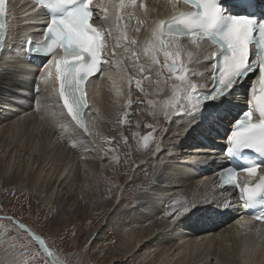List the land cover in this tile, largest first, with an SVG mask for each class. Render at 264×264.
Listing matches in <instances>:
<instances>
[{
    "label": "bare ground",
    "instance_id": "1",
    "mask_svg": "<svg viewBox=\"0 0 264 264\" xmlns=\"http://www.w3.org/2000/svg\"><path fill=\"white\" fill-rule=\"evenodd\" d=\"M101 2L103 7L96 8L95 23L101 32L104 62L100 72L89 80L83 128L70 120L59 102L55 91L59 80L51 65L45 73L47 82L37 83L45 71L43 65L50 59L30 61L22 56L23 40L38 39L44 12L23 0H10L6 5L7 51L0 61V175L15 177L19 159L26 154L22 159L26 164L18 177L28 181L34 194H44L49 200L60 197L61 210L71 209L76 199L66 186L70 179L71 186L80 182L79 186L101 206L106 196L101 188L103 176L111 179V157L116 155L110 154L106 143L118 142L108 132L118 130L120 114L130 104L128 125L121 133L118 131L121 136L126 141L137 139L143 125L135 123L143 118L145 125H154L155 137L151 134L143 139L146 148L142 152L137 142L129 144V160L134 161L131 165H136V174L130 175V161L124 156L119 164L126 191L136 193L132 201L142 210L118 223L121 227L116 241L124 251L119 259L111 261L134 263L137 258L139 264H264V227L241 217L246 211L240 207L238 191L228 196L229 189L219 187L216 180L220 169L216 153L223 148L216 143L223 142L221 138L227 137L233 117L250 104L259 73L237 81L223 98L230 101L227 108L206 118L209 107L221 100L191 111L192 96H188L184 84L195 83L200 88L209 84L211 45L174 38L175 43L168 46L173 38L156 28L168 16L181 13L183 6L176 8L171 0H123L122 5L121 0ZM155 139L158 152L149 164L150 153L146 152L154 150ZM56 150L62 154L59 164L50 162ZM32 154L38 155L34 162ZM142 170L147 172L146 177L136 185L132 180L139 179ZM151 183L154 185L148 191L137 189L139 185L146 189ZM98 189L97 194H92ZM186 206L190 207L177 217V210L182 212ZM126 209L124 203L115 216L117 220L126 214ZM8 217L0 211V219H9L29 235L17 218ZM146 221L144 227H132L133 223L142 225ZM99 227L90 233L91 238H97L102 224ZM33 240L52 264L62 263L46 243L41 247ZM11 259L0 254V264H12Z\"/></svg>",
    "mask_w": 264,
    "mask_h": 264
},
{
    "label": "snow or ice",
    "instance_id": "2",
    "mask_svg": "<svg viewBox=\"0 0 264 264\" xmlns=\"http://www.w3.org/2000/svg\"><path fill=\"white\" fill-rule=\"evenodd\" d=\"M39 3V0H37ZM91 0H48L46 7L49 9H63L59 15H53L44 30L46 40L41 47L32 48L28 51L44 52L45 55L51 54L57 46L63 49V56L52 55L51 59L43 65L44 72L39 75V82H47L46 72L49 66L55 63L57 79L61 81L60 98L63 107L67 109V114L72 120L83 128L81 114L86 105V96L83 83L90 75L95 74L101 63L100 49L102 48L101 32L89 22L92 11L89 7ZM185 3L193 4L197 11L188 14L187 19L177 20L175 23L167 24V32L173 36V40L168 42V46L175 43V35H187L189 37L200 36L208 38L212 35V29L221 18V10L217 6V0H185ZM123 0H121V5ZM4 0H0V17L4 15ZM119 11V6L117 7ZM163 25V22H161ZM4 24L0 22V48L4 47L3 33ZM257 30L256 22L247 16H232L228 19V26L219 38H213L220 47L219 56L222 57L219 64H213V72L216 74L217 86L210 96L200 97L196 93L197 85L186 82L184 88L188 91V96H196V102H190V110L195 111L204 99H214L224 96L239 78L247 75L248 72L257 70L258 80L262 90H264V49L257 47V59L250 60V44L252 33ZM261 37H264V23L258 25ZM155 35V33H154ZM136 43L135 40L132 41ZM159 43L164 45V41ZM167 55V53H165ZM172 67H175L173 63ZM255 83V82H253ZM38 94V92H37ZM258 102L259 119L253 122L251 111L245 113V119L236 120L235 127L231 131L228 140L231 144L229 151L246 148L252 149L256 153L264 154V103L260 101L264 98L254 96ZM230 101L223 99L217 105L209 107L206 118L210 117L214 111L225 110ZM262 166L257 163H250L242 169L243 172L252 176ZM237 170L229 168L221 172V177L225 184H232L236 180ZM264 182V176L260 177ZM241 192L242 199L248 203H254L258 192H264V183L250 186L245 183L243 187L236 185ZM194 202L190 203V206ZM183 207L181 212L177 210V217L188 210ZM264 219V217H259ZM23 229L25 226L20 225ZM35 239L41 247L45 241L36 236ZM46 250V249H45Z\"/></svg>",
    "mask_w": 264,
    "mask_h": 264
},
{
    "label": "rangeland",
    "instance_id": "3",
    "mask_svg": "<svg viewBox=\"0 0 264 264\" xmlns=\"http://www.w3.org/2000/svg\"><path fill=\"white\" fill-rule=\"evenodd\" d=\"M164 77H167V74H165ZM134 103L135 102H133L132 105H134ZM129 105L130 104H128L127 109L130 107ZM127 109L120 114L119 123L116 124L118 130L113 131L109 129L108 132L112 134L113 137H116L117 139L115 140H118V142L107 140L106 143L110 150V154L116 155L111 157V164H114V173L111 179L107 176L105 179V175L103 176L104 182L101 184V188L106 196L104 195V197H102L104 204H101V206L93 201V197L87 194V190L85 191L79 186L81 184L80 182L76 181L75 185L71 186L70 179L67 180L66 186L73 190L74 199H76L71 209L66 210V208H64V210H61L63 205L62 202H60V197H52L49 200L44 194H34L28 185V181L23 182V180L18 177L23 168L22 165L24 164L25 166L26 164L25 160H22L23 157L25 158L26 154L19 159L21 162L18 167V173L15 171V177H2L0 175V211L6 214L7 217L9 216L8 218H17L21 224L32 229L45 241L46 245L54 252L55 256H58V259L62 262L61 264H139L137 258H135L136 262L134 263L121 259L115 262H113L114 260L111 261L112 258L118 257L119 259L122 256V251H124L116 241V237L119 238L117 232H120L121 227L118 223H122L127 215L133 217L135 212L142 210H139L138 205L136 206L134 201H132L136 193L134 191H126L127 186H125L122 174H120L122 168L119 167V164L123 160L122 156H124L128 162H131L128 164L130 175L136 174V165H131L134 161H132V159L129 160L128 148H130L129 152L132 150L129 144L132 142L131 146H133V142H137L141 146L142 152L146 148L142 142L143 139L146 137L148 138L151 134L155 137V133L152 131L154 125H145V121L142 122V118L135 123L143 125L137 139L135 138L136 141H126L124 139L125 137L123 138L120 133L121 130L128 125L126 123L128 116ZM102 125H104V127L107 126L105 122H103ZM159 139L160 136L158 137V141ZM156 142L157 139H155L152 144L153 148L156 146ZM152 150H147L146 152V154L150 153L149 164L153 162L157 156V146L153 151ZM2 151L3 147H0L1 154ZM59 151L60 150H56L51 154L50 162L53 164L60 163L58 158L61 157L62 154H59ZM37 153L38 152H35V154ZM33 154L34 162L38 155ZM141 154L139 158H141ZM131 156L132 155H130V157ZM31 159H29L28 162H32ZM15 160H18V157H15ZM144 172V170L140 172L139 179L135 177L132 180L136 181V185L143 176L146 177L145 175L147 172H145V174ZM10 173L13 174V171ZM109 185L110 187H108ZM153 185L151 183L146 189H144V185H139L137 189L139 191H148ZM98 192L99 189L98 191L92 192V194H97ZM101 202L102 201H100V203ZM124 203L127 204L126 214L120 216L117 220L115 216L120 212V208ZM76 204H78L77 208H75ZM96 210H98V213ZM143 211H146V208H144ZM148 221L142 225L133 223L132 227L139 229V226H146ZM99 223L102 224L101 232L96 236V239H93L90 237V233L95 227H97V230L100 228ZM30 236L31 235L25 234L23 231L19 230L9 219H0V254L3 253L7 255L9 259L11 257L12 264H52L45 254H42L41 249L36 242H34V238L32 237V239Z\"/></svg>",
    "mask_w": 264,
    "mask_h": 264
},
{
    "label": "water",
    "instance_id": "4",
    "mask_svg": "<svg viewBox=\"0 0 264 264\" xmlns=\"http://www.w3.org/2000/svg\"><path fill=\"white\" fill-rule=\"evenodd\" d=\"M24 229L28 230V232H30L29 235H31L34 239H35L36 236H38L32 229H30V228H28L26 226L24 227Z\"/></svg>",
    "mask_w": 264,
    "mask_h": 264
}]
</instances>
